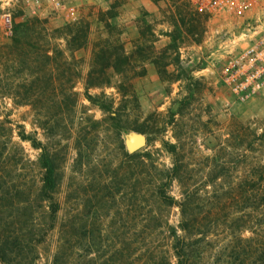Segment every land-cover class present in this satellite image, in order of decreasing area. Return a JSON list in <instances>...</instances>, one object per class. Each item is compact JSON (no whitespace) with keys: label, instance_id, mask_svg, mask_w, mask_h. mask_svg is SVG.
<instances>
[{"label":"trees","instance_id":"1","mask_svg":"<svg viewBox=\"0 0 264 264\" xmlns=\"http://www.w3.org/2000/svg\"><path fill=\"white\" fill-rule=\"evenodd\" d=\"M30 25L28 22L22 25L25 27L23 35L14 39V45L0 54V100H11L13 107H28L35 118V130L28 132L23 123L11 118L12 107L0 103V142L1 138H6L4 140L10 142L21 157L24 155L23 142L38 150L36 159L24 157V166L28 173L31 171L26 177L32 183L28 181L22 185L18 182L22 189L16 184L4 188L5 180H0V264H37L42 258L40 246L47 245L56 228L61 209L59 190L62 177L58 154L37 134L41 130L52 135L59 122L63 125L64 136L79 126L77 148L86 151L91 150L94 144L93 131H99L102 126L112 128L118 132L123 156L138 160V175L133 182L128 183L129 174H134L129 165L125 166L119 183L120 189L132 190L135 205L131 207L141 217L138 221L136 214L127 213L125 225L139 223L141 231L136 240L141 245L148 240L160 242L159 251L156 248L146 254V264H202L211 236L216 235L212 232L216 229L217 237L223 238V242L217 245L220 247H217L216 264H264V160L253 155L252 163L242 167L241 162H246L247 156L235 153L229 139L224 140L217 154L220 163L209 174L211 183L188 187L185 180L190 177L186 174L184 178L187 167L180 151V137L175 133V142L161 139V147L154 150H164L171 159L170 166L156 163L152 158L154 151L146 147L136 151L126 148L122 138L123 131L128 129L125 108L129 101L135 100L131 80L144 73L126 68L133 62L134 53L125 50L120 38L107 36L99 39L84 72L81 60L74 53L88 43L87 21L80 19L65 23L51 37L42 35L39 30H31ZM51 39L64 44L51 49ZM80 84L82 91L78 90ZM107 89H112L111 93H106ZM187 97L179 101L174 112L170 109L169 124H176V114L183 116ZM83 100L96 106L102 117L94 119L82 112L79 114L84 116L78 115L81 117L75 125L77 109L83 106ZM262 136L253 135L249 143H257ZM6 146L3 141L0 157ZM4 172L6 170H1L0 176L4 177ZM174 182H178L180 197L170 193ZM91 187L94 191L89 201L96 200L102 206V200L114 197V185ZM173 209H177L179 214L176 225L170 223ZM87 210L82 223L78 225L73 219L66 228L73 232L82 230L83 243L88 246L100 245L97 242L104 235L112 238L97 225L105 218L103 209ZM67 231L64 229L62 232ZM125 236L129 253L132 239ZM61 245L54 255L53 264H58L64 256L68 262L69 246ZM99 250L96 249L95 255ZM78 256L77 264H86L84 257ZM102 262L99 260L95 264Z\"/></svg>","mask_w":264,"mask_h":264},{"label":"rangeland","instance_id":"2","mask_svg":"<svg viewBox=\"0 0 264 264\" xmlns=\"http://www.w3.org/2000/svg\"><path fill=\"white\" fill-rule=\"evenodd\" d=\"M75 1L80 3L79 0ZM81 5L80 19L89 23L88 43L74 54L81 60L84 72L89 67L94 45L99 39L112 36L120 38L127 52L134 53L133 62L126 68L144 73L131 80L135 100L129 101L125 108L128 129L122 133L127 150V142L134 135L145 137L144 147L154 151L161 147V139L175 142V133L180 137V151L184 154L183 163L187 167L184 178L186 174L190 177L185 180L188 187H202L205 183H211L208 181L209 174L220 163L221 159L217 154L224 140L229 139L235 153L247 156L246 162H241L242 167L252 163L253 155L264 160V89L239 101L220 78L224 61L230 54L248 44L249 20L255 24L254 20L264 14V7L244 9L241 13L229 10L202 14L196 12L188 0H85ZM27 22L31 24V30H39L48 37L53 36L65 24L60 18L52 16L23 18L20 13H16L11 31L0 28V54L14 45V39L23 35L25 27L22 25ZM49 42L51 49L57 44H64L55 39ZM78 90L82 91L81 84L78 85ZM111 91L112 89H107L106 93ZM184 97L187 98L183 116L178 117L176 114V124H169L170 109L174 112ZM0 103L12 107L11 118L23 123L26 131L35 130V118L28 107H13L9 99L0 100ZM82 103L83 106L77 109V117H83L84 114H79L82 112L92 115L94 119L102 117L96 106L87 100ZM79 117L75 120V125ZM57 125L52 135L41 130L37 134L39 139L48 143L58 154L57 161L62 174L58 222L47 245L40 246L42 258L37 264H53L54 255L61 244L69 246L66 257L68 262L66 263L64 256L58 260V264H77L76 261L80 258L78 255L84 257L86 264H95L99 260L103 261L101 264H146V254L152 253L156 248L159 251L160 242L148 240L141 245L136 240L141 231L139 223L125 225L127 213L136 214L138 221L141 217L131 207L135 205L132 190L126 192L125 189H120L119 183L125 166L129 165L135 175L129 174L128 183L133 182V178L138 175V160L123 156L119 149L118 132L112 128L102 126L99 131H93L94 144L91 150L86 151L77 148L79 126L64 136L63 125L60 122ZM260 134L263 136L257 143H249L253 135ZM4 139L6 138H1L0 150L3 141L7 146L0 157V172H6L4 177L0 176V180H5L4 188H11L16 184L22 189L18 182L22 185L28 181L33 182L26 177L28 171L24 166V157L36 159L38 150L28 142H23L24 155L21 157L19 151ZM152 158L160 165L171 164V159L164 150L154 151ZM104 184L115 186L113 199L102 200V206L96 200L89 201L94 191L91 186L101 187ZM170 193L180 197L178 182L173 183ZM202 194L206 195L203 191ZM87 209L92 212L103 209L105 218L97 225L104 228V234L113 236L109 239V236L104 235L97 242L101 244L97 246L96 243L89 245L91 247L83 243L82 230L73 232L71 228H66L73 219L77 220L78 225L82 223ZM178 219V210L173 209L170 223L176 225ZM64 229L68 231L62 232ZM212 234L216 235L211 236L212 241L207 247L202 264H216L217 247H220L217 245L223 242V238L217 237V229ZM125 235L132 239L129 253L126 251ZM95 238L99 240L98 236ZM97 248L100 250L95 255ZM144 250L148 251L144 254Z\"/></svg>","mask_w":264,"mask_h":264},{"label":"built area","instance_id":"3","mask_svg":"<svg viewBox=\"0 0 264 264\" xmlns=\"http://www.w3.org/2000/svg\"><path fill=\"white\" fill-rule=\"evenodd\" d=\"M0 0V28L11 31L15 14L23 18L52 16L64 23L80 20L81 4L85 0ZM198 13L263 8L264 0H188ZM253 21V20H252ZM252 24L249 20L246 46L230 54L220 69V78L228 91L239 101L264 89V14Z\"/></svg>","mask_w":264,"mask_h":264},{"label":"water","instance_id":"4","mask_svg":"<svg viewBox=\"0 0 264 264\" xmlns=\"http://www.w3.org/2000/svg\"><path fill=\"white\" fill-rule=\"evenodd\" d=\"M146 145L145 137L141 135H134L127 142V147L129 151H136Z\"/></svg>","mask_w":264,"mask_h":264}]
</instances>
